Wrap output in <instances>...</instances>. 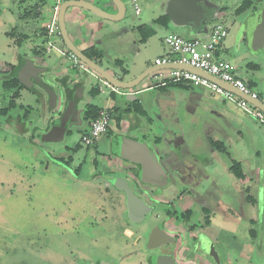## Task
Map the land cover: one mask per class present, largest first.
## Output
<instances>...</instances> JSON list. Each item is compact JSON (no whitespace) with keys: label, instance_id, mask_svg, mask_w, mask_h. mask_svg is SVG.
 Listing matches in <instances>:
<instances>
[{"label":"rangeland","instance_id":"374dc122","mask_svg":"<svg viewBox=\"0 0 264 264\" xmlns=\"http://www.w3.org/2000/svg\"><path fill=\"white\" fill-rule=\"evenodd\" d=\"M197 1L205 5L206 12L209 14L202 27L197 28L192 24H180L172 21L169 22L167 28L155 25L157 35L151 42V46L145 47L143 43L145 40L140 38L141 41H139L134 27L138 24H151L154 17L166 10L161 3L140 0V12L136 14L131 0H126L127 11L124 23L128 24V56H125L124 59L128 67L132 68L137 55L142 60H146L145 65H151L155 52L160 48V40L166 34L175 33L184 38L206 36L216 22H223L227 34L223 38L219 57H222L233 72L244 80L252 91L257 92L264 101V49L257 53L251 52L242 27L246 18L254 12L251 10L261 9L264 0H250L251 9L239 14L235 10L244 0ZM54 3L55 0H0V85L3 77H6V73L3 72L8 67V63L18 62L17 47L20 45L22 52L28 53L33 44H41L43 36L39 35L37 31L47 22L48 14ZM37 7H41V12L38 13ZM204 28L205 30L202 31ZM8 32H12L14 37L7 35ZM23 34L27 35L26 41L21 39ZM55 37L54 35L52 39ZM18 39L22 41L20 44L16 43ZM134 42L136 43L133 44ZM41 45L45 46V44ZM40 55L44 62L50 63V66L59 60L54 53L47 49L42 50ZM252 66L254 67L252 68ZM55 67L53 72H56V69L60 70V66ZM61 69L74 74L78 72L72 66L70 59L64 61ZM152 83L153 81L149 77H145L134 88L119 89L121 92L138 91ZM183 84L180 86L170 85L164 89H143L135 94L138 99L136 100L138 103H136L143 106L145 115L134 112L132 114H135L143 122L146 131L152 129L156 135L163 134L162 117L165 120L171 116L177 119L176 115L174 117V114L171 113L163 115L157 103V97L160 94L166 91L172 94L171 100H174V105H176L174 113L179 116L181 126L175 130V135H162V141L168 145L166 153L159 151L143 129L128 128L125 130L121 128L120 131L128 132L129 137H144L146 139L147 144L160 158L167 175L173 180L174 187L164 186L166 190L172 188L175 192H178V189L194 192L203 173V170L195 163L196 160L200 161L198 158H191L190 154L181 153L183 157H180L176 153L177 151L172 148V143L183 140L186 145L195 148L197 153L199 148L203 149L201 143H206V145L210 143L204 135L203 126L205 121H212L208 124L212 137L216 140L226 139L230 145L226 152L230 155L219 154L222 164H218L219 166L225 170L229 169L230 159H233L250 169L259 167L258 177L254 181L255 184L260 183L258 193L256 192L257 203L253 205L243 201L241 204L246 206L242 205L244 211L251 208L253 210V208H257V205L261 208L264 205V199L260 200L261 192L262 196L264 194V127L260 126V123L240 108L236 102L213 93L205 86ZM36 88L39 90L38 92H34L32 89H23L17 100L20 107L15 108L6 116H0V264H91L95 258L99 259L103 256L118 264H132L128 263V259L130 260V256L135 259V251L143 242L135 243L134 241V244L130 243L131 240L127 242V232H121L120 228L110 229L109 221L105 219L107 217L111 221L114 218L113 221L117 220V224H126L123 222V208H121L123 198L120 192L104 180L102 175L105 172V174L114 173L127 176L124 171L121 173L118 171L117 165H105L100 157V154L113 155L107 136L105 133H101L93 144L86 147L82 143L81 137L88 132L90 120H85L82 117L76 127L71 128V135L66 136L62 142H41L38 132L34 130L35 128H45L50 118L55 116V112L48 107V96L44 89L38 85ZM121 94H113L115 96L113 99L109 96L108 88H104L95 97H91L85 92L89 101L91 100L93 104L109 112L111 130H115L119 126L116 119L112 117L120 113V111H116L114 105L127 103L128 108L133 111L132 101L125 99ZM9 98V92L0 86V107L5 106ZM84 104H81L80 107H83ZM26 109L29 110V113L27 117H24ZM205 109H207L206 115ZM173 121L170 123L166 120V123H170L169 127L178 125ZM27 122H30L28 129L24 128ZM165 129L168 130L166 126ZM242 129L252 140L250 141V150L249 145L244 144L237 132ZM74 142H79L88 151L86 150L85 157L79 151L77 159L70 163L69 169L46 156V152H48L51 156L56 157L53 152L61 151L63 145H73ZM257 150L261 151L260 156L255 155L252 159L247 157L246 153L249 155V153L252 154V151ZM57 155L64 162L69 161L67 153ZM244 156L246 159L242 161L241 158ZM94 159L96 162H93ZM79 162L80 166L77 167ZM109 169H112V172ZM224 182L225 179L222 180V183ZM232 188L227 182L223 185L219 184L213 194L229 201L227 193H236L229 198H234L236 202L240 203L244 193L241 195L239 191L235 192ZM104 189H109L115 196L118 205L114 206V209L103 193ZM247 195L246 193L245 196ZM212 202L208 201L210 207L214 205ZM194 216V218H198L202 215L197 212L194 213ZM102 220L104 223L101 222ZM241 230L239 227V231ZM128 251L130 255H128ZM221 260L222 264H226L223 254ZM262 262L264 263V260ZM246 264L257 263L246 261Z\"/></svg>","mask_w":264,"mask_h":264},{"label":"crops","instance_id":"0c3cea01","mask_svg":"<svg viewBox=\"0 0 264 264\" xmlns=\"http://www.w3.org/2000/svg\"><path fill=\"white\" fill-rule=\"evenodd\" d=\"M84 1H88L102 8L103 10L113 11V12L116 10L111 0H84ZM122 1L125 3L126 0H122ZM151 1L154 3L166 4L168 3L169 0H151ZM52 6H51L50 13L48 14L47 22L49 21L51 17ZM37 11L38 13L41 12V7H37ZM126 11H127V8H126ZM164 13L159 14L153 19L163 15ZM125 17H126V12H125L124 17L121 20L110 21L100 16H97L91 11L84 9L82 7L72 6L66 10L65 26H66L68 36L70 37L72 42L76 45V47L79 50L84 51L86 49H94L97 52V54H95L92 58L94 61L99 63L111 75L119 79L129 80V79L136 77V75H138L142 70H144L146 67L150 65H145L146 60H142V58H140L138 55L135 56L136 60L135 62H133L132 68L131 67L129 68L128 65L126 64L124 58L125 56H128L127 54L128 53V24L124 23ZM46 23H44V25H42L38 29L37 32L39 33V35L43 36V40L45 38L47 39V42L44 43L47 49L49 46H48L47 31L45 27ZM138 25H141V24H138ZM137 26L134 27L135 28L134 30L138 34L139 41H141L140 40L141 36L137 30ZM153 27H154V34H152L150 37H148L145 40V42H143L145 47L151 46L152 44L151 42L154 41V38L157 35V29L155 28V25ZM163 38H161L160 40L161 42L160 48L155 52L154 60L168 53V49L163 42ZM26 39L28 38L23 39V41H26ZM43 40L41 44H43ZM51 43L55 47L59 48L60 50H65L66 52H68V50L64 47L63 42L61 41V38L59 35L56 36L54 39L51 38ZM135 43L136 42H134L133 44ZM41 44L40 45L33 44L29 48L28 53L22 52V50L20 49L21 46L19 45V47H17L18 49L17 58H18V54H20L21 56L33 57V58L37 56L35 60L37 61L38 64H41L43 66L50 64V63L44 62V59L42 58L40 54H34L32 52L34 48L39 49ZM61 45H62V48H61ZM163 48H165V50H163ZM220 49H222V43L220 45L219 50ZM137 50L139 51L140 49L138 48ZM218 56H220L219 51H218ZM153 64H154V61L151 65ZM133 71H136V72H133ZM60 72L66 73V71L62 69H60ZM85 72L87 71L78 70L79 75H84ZM69 73H71V71H69ZM92 79L98 80L94 76H92ZM99 83L101 84V89H102L100 90L99 88V92H100V91H103V89L106 87H104L105 85H103V82L101 80L99 81ZM87 86H86L85 92L89 96H91L90 90L94 87L89 84H87ZM148 88L158 89L155 87L147 86V87L138 89V91L143 90V89L145 90ZM23 89H27V88H23ZM23 89L20 90V96L22 94ZM125 92H131V91H125ZM113 94L118 95L119 93L111 92L109 90V96L114 99L115 96ZM95 96H91V97H95ZM171 96L172 94L169 91H166L163 94H160L157 97L158 107H159L160 112H163V115H165V113L174 114L173 115L174 117L176 115L177 119H174L171 116L169 117V119H166V120L170 121V123L174 120L173 121L174 124H178L176 126H179V127H176L174 125L169 127L170 123L169 122L166 123V120L164 119V117H162L161 121L164 127V128L162 127L163 134L156 135L152 131V129H149L148 131H146L145 125L140 119L136 117L135 114L131 113L130 115H128V112H126L122 115V118L119 122V126H117L115 130H111L112 131L111 133L112 134L120 133V134L128 136V132L127 133H125L124 131L122 132L120 131V129L121 128H124L125 130H128V128L134 129V130L143 129L145 130V132H147L149 138L158 147L159 151L161 153H166L167 152L166 148H168V145L162 141L163 139L162 135H173V134L175 135L176 133L175 130H177L181 126L180 121H179V116L174 113L176 110L175 108L176 105H174L175 101L171 100L172 99ZM134 100H138L137 96ZM88 103L93 104L91 100ZM17 105H20V104H18L17 102ZM114 108H116V111H120V113L118 114H122V112L125 109H128V104L124 103V105H116V106L114 105ZM14 109H11L9 113ZM85 109L86 108L81 109V112H80L81 117H84ZM100 109L102 110L103 108L100 107ZM205 111H206L205 112V115H206L207 109H205ZM28 113H29V110H28ZM211 122L212 121L210 122L205 121V125L203 126V128L205 129L204 135L206 136L208 142H210L209 145H206V143H201L203 145L202 146L203 149L199 148V150L196 153L195 148H191V146L186 145L182 140L180 142L172 143V148H174L177 151L176 153H178L180 156H181V153H188L190 154L191 158L195 157V158H198V160L200 161L198 162L196 160L195 163L196 165L199 166L201 170H203L202 178L208 180L209 182L204 191L205 196L208 198V200H210L211 202L213 201L212 203H214V205H212L208 211L209 212L208 213V225L206 226L205 229L207 232V236L213 241L216 249H218L220 259L223 254L226 264H236V263L246 264V261L251 262V263L264 264L262 262L264 260V205L261 208L259 205H257V208L255 207V209L253 208V210L251 208L250 210L244 211L242 210L243 208L242 205L244 207L246 206L244 204H241V202L243 201H247L250 204L252 203L253 205L254 203H257L256 195L258 193V187L260 186V183L258 182L255 184L254 181H255V178L258 177L259 167L258 168L253 167L250 169L248 167H245L244 164L242 165V163L240 162V166L243 172V177L238 178L230 171V169L225 170L221 166H219L218 164H221L219 154L225 153L226 155H228L229 153H226V152H227V149L230 147V145H229V142L227 143L226 139L219 138L218 140H216L212 137V133H210L211 129H209L210 126H208V124ZM89 124H90V121L88 122V125ZM165 126L168 130L165 129ZM260 126L264 127V125L261 123H260ZM237 132L238 134H240L241 139L243 140L244 144L249 145V150H250V147H251L250 141L252 140L247 137V134L243 131V129L238 130ZM133 138H135V136H133ZM140 139H143L144 141H146L144 137L143 138L140 137ZM213 141H222L226 147V152H221L215 149L212 146ZM259 148L261 149V147ZM246 155L248 158L251 157L250 159H252L255 155L260 156L261 151L260 150H257L255 152L252 151V154L249 153L248 155L246 153ZM245 159H246L245 156L241 158L242 161H244ZM223 179H225L224 183H222ZM226 182L229 183V185L233 187L232 189H234L235 192L239 191L241 195L244 193V196H241L240 203L236 202L234 198H229L231 195L233 197V195H235L236 193H231V192L227 193V197L229 201L223 200V198H218V196L213 194L215 189L219 187V184L223 185ZM246 193L248 194L247 196H245ZM262 199H264V194L262 196V192H261L260 200L262 201ZM239 227L242 229L241 231H239ZM241 232L243 233L241 234ZM207 262L208 264H214L213 260L211 261L208 260Z\"/></svg>","mask_w":264,"mask_h":264},{"label":"water","instance_id":"95a60500","mask_svg":"<svg viewBox=\"0 0 264 264\" xmlns=\"http://www.w3.org/2000/svg\"><path fill=\"white\" fill-rule=\"evenodd\" d=\"M115 7V11H107L102 8L84 0H63L58 8L57 13V26L58 33L63 42L64 47L75 55L82 63H84L88 70L84 73L87 77V82L90 84L92 76L103 81H107L109 84L122 89H131L136 87L145 77H149L153 72L166 68H180L195 72L207 79L215 82L222 88L230 91L231 93L244 98L251 104L257 106L264 111V101L260 99H254L249 94L243 93L233 87L232 85L206 74L203 70L193 68L188 65H182L177 63L167 64H153L142 70L136 77L129 80L119 79L110 73H108L99 63L93 59L87 57L79 50L68 36L65 26V13L69 7L77 6L87 9L97 16L105 18L110 21L121 20L126 12V5L122 0H111ZM165 13L170 17V22H176L180 24H192L194 27H199L205 21L204 7L197 0H169L166 6ZM242 27L248 40V47L251 52L257 53L259 50L264 49V7L251 13L242 24ZM205 28L202 30L204 31ZM50 52L61 60V62L53 63L51 66L38 65L37 61L33 57L21 56L17 62L12 75L16 77L19 82L27 89L33 88V81L41 85L48 96V107L52 111L58 112L57 117L49 120L45 128H35L38 138L41 142L46 143H60L67 136L66 134L72 127L80 122L81 109L76 107V102L79 100L85 103L89 102L88 97L85 95L86 87L80 86L74 90H71L67 99L63 101L55 91H53L49 85L43 83L41 80L42 73L53 72L55 66H62L64 60L63 50L57 47H51ZM55 67V68H54ZM156 83L149 85L153 87ZM264 92V83H263ZM136 91L123 93L122 96L131 101L136 98ZM60 97V102L58 100ZM30 122L25 123L24 128H29ZM111 153L122 160H126L138 166L136 171V181L125 178L124 176H114L108 178V182L114 189L122 192L125 196V203L128 209V215L134 221H140L147 214L149 207L144 200L138 197L134 193V188L140 189L139 184H148L152 186L161 187L168 182V176L166 170L159 162L156 153L151 149L146 141L140 138H133L123 134H116L111 140ZM46 156L50 159L51 154L46 152ZM153 235H150L149 241H151ZM169 241H163L159 244L152 243L149 249L155 250L159 245H166ZM157 244V245H156ZM195 250H198L202 254L209 255L214 264H221L219 253L213 243V241L206 235L200 234L195 244ZM149 261L151 264H178L174 261L169 253L153 252L149 255ZM96 264H108L105 261H98Z\"/></svg>","mask_w":264,"mask_h":264},{"label":"flooded vegetation","instance_id":"af4514ba","mask_svg":"<svg viewBox=\"0 0 264 264\" xmlns=\"http://www.w3.org/2000/svg\"><path fill=\"white\" fill-rule=\"evenodd\" d=\"M162 6L166 10L167 3L166 4L163 3ZM203 7H204V18L205 21H207L208 19L207 15L209 14H207L206 12L205 5H203ZM257 10H254V12ZM251 12H253V10H251ZM205 21L204 24L206 23ZM203 25H200L198 28L202 27ZM63 52L65 58L69 59L67 56V52L65 50H63ZM56 62L59 63L61 62V60H57ZM46 66L48 67L50 66V64ZM62 66H60V69ZM55 71L56 72L42 73L40 75L41 80L43 83L49 85L50 88L53 91H55L60 97L63 96L62 97L63 101L68 98L71 90H74L80 86L86 87L88 84L87 77L85 75H79L78 72L74 74V73H69L68 70H65L66 73H61L59 69H56ZM32 81H33V88L36 90L35 92H38L39 90L36 88V86L38 85L41 87V85L36 83L34 79H32ZM99 81H100L99 79L98 80L92 79L89 85L99 89L101 88V84L99 83ZM60 97L58 100V104L62 102L60 101ZM83 103L85 102L82 100L77 101L76 107L78 109H84L86 107V103L83 105V107H80V105ZM53 112H55V116H52L50 118V121L59 115L57 114L58 112H56L55 110ZM71 133L72 131L70 130L66 135L69 136L71 135ZM104 133L109 140V146L111 148V140L113 136L120 133L112 134L110 133L109 128L106 129ZM85 146L88 147V145ZM86 150L87 149L82 147L79 144V142H74L73 145L65 144L63 145V149L61 151L59 150L53 152L54 154H56L55 155L56 157L52 156V159L59 162L66 169H69L70 163H73L75 159H77V155H79L77 153L81 151L82 156L85 157ZM64 152L67 153L69 161L64 162L59 157V155H57L60 153L62 154ZM184 154H188V153H184ZM100 157L103 159L105 165L106 164H108L107 166L117 165L119 167L118 171H120V173L124 171V173L127 174V176H124L125 178L127 179L130 178L129 180H132V183L136 181V171L138 170V166L132 164L129 161L122 160L117 156H115L114 154L111 156L100 154ZM180 157L183 156L181 155ZM158 159L159 162L161 163L160 158ZM93 162H96V160L94 159ZM78 166H80V162L77 164V167ZM109 170L112 172V169ZM102 175L105 181H108V178L110 177L122 176L114 173L105 174V172H103ZM196 181L197 180L195 179V182ZM208 183H209L208 180L201 178L200 182L195 187L194 192H189L188 190L185 189H181V190L178 189V192H175L172 190V188H168L166 190L164 186L174 187L173 180L169 178V176H168V182L161 187L152 186L148 184H139L141 188L140 189L134 188V193L138 197L142 198L149 207L147 214L139 222L132 220L131 217L128 215V209L125 203V196L122 192H120L123 198V204L121 206V208H123L122 210L123 219H124L123 222H125L126 224L124 225L122 223L117 224L116 223L118 222L117 220L114 222L113 221L114 218H112L114 215L111 217L112 218L111 221L107 217L105 218V216L103 217V219L105 218L107 221H109L108 225L111 226L109 227L110 229L115 230L116 228H120L121 232L122 231L127 232L126 233L127 242L130 240H131L130 243L133 244L134 241L135 243L139 241L143 242V244H141L142 247L140 246L135 251L136 252L134 255L135 259L131 258L130 256L129 257L130 260L128 259V263L151 264V262L149 261V255L153 252H158V253L171 254V257L178 264H208L207 261L208 260L211 261L212 258L209 255L202 254L198 250H195V244L197 243L199 235L203 234L207 236V232L205 228L208 225V213H209L208 211L210 209V206L208 203L209 200L205 196L204 191ZM103 193L105 194L107 200L111 202L110 206L113 209L114 206L117 207L118 204L116 203V198L114 195L111 194V191L109 189H104ZM197 212L202 216L198 218H194L195 217L194 213ZM101 222L104 223L103 220ZM150 235H153L151 241H149ZM163 241H169V243L166 245H159L156 247L155 250L149 249V246L152 243L159 244ZM128 255H130L129 251H128ZM101 260L107 262L108 264H118L117 262L115 263L113 260L105 256L99 257V259L95 258L91 264H96L98 261Z\"/></svg>","mask_w":264,"mask_h":264},{"label":"built area","instance_id":"2783aa9c","mask_svg":"<svg viewBox=\"0 0 264 264\" xmlns=\"http://www.w3.org/2000/svg\"><path fill=\"white\" fill-rule=\"evenodd\" d=\"M62 1L63 0L55 1L52 6L51 17L45 24L48 36V51L51 50V47H55L51 43V38L54 35H59L57 26V13L59 5ZM139 1L140 0H131L136 14L140 12ZM226 34L227 31L223 26V22H216L206 36L201 35L199 37L184 38L178 34L169 33L163 38V42L168 49V53L156 58L154 60V64L177 63L188 65L193 68L203 70L206 74L232 85L239 91L249 94L254 99L262 100L258 93L252 91L249 88V85L233 72V70L230 68V65L223 58L218 56L220 45ZM67 56L71 60L72 66L74 68L83 71L88 70L87 66L71 52L68 51ZM149 78L153 81V83H156L153 85V87L165 85L169 82H180L205 86L214 93L222 95L232 102H236L240 108L264 125V111L251 104L244 98L231 93L215 82L195 72L180 68H166L153 72ZM102 82L103 85H105L104 87L108 88V90L111 92H117L119 94L126 93L121 92L119 88L109 84L105 80ZM100 90L102 89L100 88ZM109 121L110 117L108 111L104 109L100 110L98 115L94 119L90 120L88 132L83 134L81 137L82 143L88 146L93 144L95 140L98 139L100 134L106 131L109 126Z\"/></svg>","mask_w":264,"mask_h":264},{"label":"trees","instance_id":"16d2710c","mask_svg":"<svg viewBox=\"0 0 264 264\" xmlns=\"http://www.w3.org/2000/svg\"><path fill=\"white\" fill-rule=\"evenodd\" d=\"M250 7H251V1L250 0H244L236 8L235 12L237 14H239L245 10L251 9ZM169 22H170V17L166 13H164L163 15L153 19L151 24L138 25L137 30L141 36V39L146 40L148 37H150L152 34H154V27H153L154 25H159V26H162L164 28H167L169 25ZM7 35L14 37V34L12 32H8ZM25 38H27V36L23 34L21 39H25ZM21 39L16 40V43L19 44L21 42ZM46 42H47V39L45 38L43 40V44ZM45 49H46L45 46L41 45L39 47V49L34 48L32 52L34 54H41L42 50L44 51ZM82 53L91 59L93 58V56L95 54H97V52L94 49H86V50L82 51ZM19 56H21V55L18 54V58H17L18 60L20 58ZM16 65H17V62L16 63L9 62L7 65L8 67L6 69H4V72H3V73H6V77L5 78L3 77L0 86L3 90L9 92L10 98H9V100L5 106L0 107V116H6V115H8V113L11 109H14V108L20 106V105H17L16 100L20 96V90H22L25 87L19 82V80L16 77H14L12 75V72L14 71V68L16 67ZM253 67L254 66H252V68ZM170 85L180 86V85H184V84L180 83V82H169V83H166L165 85H159L156 88L164 89ZM98 93H99V89H97V88H92L90 90L91 96H95ZM136 102H137L136 100L132 101V103L134 105L133 111L128 108V109H125L122 112V114H118L117 116H114V115L112 116L113 118L116 119L118 125H119V122L122 118V115L126 112H128V115H130L133 112L137 113L139 115H145V111H144L143 107L141 106V104L140 103L137 104L138 102L137 103ZM85 108L86 109L84 111V118L87 120L94 119L98 115L99 111L101 110L98 106L91 104V103H86ZM27 114H28V109H26L24 111V117H27L28 116ZM109 117H111L110 114H109ZM109 131H110V133L112 132L110 128H109ZM212 146L221 152H226V147L222 141H213ZM229 169L236 177H238V178L243 177V172H242L240 163L238 161L232 159L230 162V165H229Z\"/></svg>","mask_w":264,"mask_h":264}]
</instances>
